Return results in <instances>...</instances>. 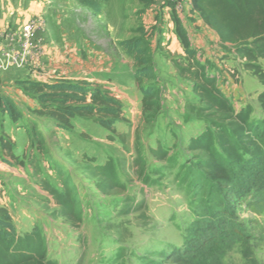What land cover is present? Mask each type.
Returning a JSON list of instances; mask_svg holds the SVG:
<instances>
[{
	"label": "rangeland",
	"instance_id": "374dc122",
	"mask_svg": "<svg viewBox=\"0 0 264 264\" xmlns=\"http://www.w3.org/2000/svg\"><path fill=\"white\" fill-rule=\"evenodd\" d=\"M31 1L11 0L10 24ZM39 1L47 2L48 33L57 34L60 50H74L80 74L86 71L72 81L108 87L122 101L127 121L111 134L93 121H80L69 147L32 113L35 101L15 83L0 80L26 113L17 127L24 135L12 139L19 161L0 151V207L10 212L19 234L41 227L53 264H264V158L243 176L232 198L215 187L209 193L197 167L200 157L189 144L210 125L197 118L194 109L203 105L175 65L186 63V55L173 17L181 20L220 91L236 110L252 108L256 122L264 112L261 94L253 92L264 91V84L230 46L221 45L189 0H111L98 18L77 0ZM2 13L10 17L6 8H0L4 19ZM141 36L162 89L161 110L146 117L135 63L121 46ZM257 65L264 70V60ZM31 126L41 136L34 146ZM55 191L73 198L79 214L62 217Z\"/></svg>",
	"mask_w": 264,
	"mask_h": 264
},
{
	"label": "trees",
	"instance_id": "16d2710c",
	"mask_svg": "<svg viewBox=\"0 0 264 264\" xmlns=\"http://www.w3.org/2000/svg\"><path fill=\"white\" fill-rule=\"evenodd\" d=\"M110 1L77 0V3L98 18L102 15V5ZM189 1L191 11L216 32L221 45L230 46L245 67L264 84V70L257 65L259 60H264V0ZM173 20L176 36L186 55V63L175 62V65L181 76L192 81L193 92L203 105L194 109L197 118L210 125L199 137L190 140L189 150L200 157L197 167L204 183L209 184V193L216 188L220 194L232 198L239 181L254 172L264 158V119L261 122L252 120L250 107L236 110L217 87V78L207 74L208 64L198 57V50L191 44L181 20L175 16ZM121 46L136 66L134 77L142 94L144 116L159 112L162 89L157 85L155 64L146 38L127 39ZM15 85L37 104L32 113L54 129L72 131L73 120L80 118L114 133L117 124L127 121L122 101L104 85L68 80L44 83L31 78L18 80ZM259 103L264 112V91ZM25 117V111L0 87V151L8 153L15 161L19 158L14 154L15 144L5 129L6 118L18 125ZM31 130L30 141L34 146L36 138L41 136L35 126H31ZM54 194L62 217L70 219L73 214H79L73 198L64 199L56 191ZM76 220L81 221L80 216ZM48 257L44 230L35 226L31 232L19 234L10 212L0 207V264H53Z\"/></svg>",
	"mask_w": 264,
	"mask_h": 264
},
{
	"label": "crops",
	"instance_id": "0c3cea01",
	"mask_svg": "<svg viewBox=\"0 0 264 264\" xmlns=\"http://www.w3.org/2000/svg\"><path fill=\"white\" fill-rule=\"evenodd\" d=\"M46 6L47 2L32 0L31 5L28 8H21L22 11L19 12L20 14L18 20L10 24L12 16L11 12L14 6L12 5L11 0H0V8L2 10L6 8V15H11L10 17H4L2 13L4 19L0 18V52H2L3 50L19 49L23 37V27L31 19L37 17L45 20V18H47L45 12ZM29 13L30 15H28ZM56 41H59V37L56 33H48L45 20V26L40 31L36 32L32 38V49L30 51L27 65L20 70L0 71V80L6 84L16 83L18 80L31 78L32 80L38 82L49 83L58 80L72 81L75 80L76 75L86 74V71H82V73L80 74L81 71L79 68H77V59L76 55L74 54V50L70 51L69 48H66L67 51L63 50V48L62 50H60L59 45L56 44ZM234 55L236 56L235 53ZM78 70L79 73L77 72ZM250 80L252 81L251 85H255V82L252 79ZM261 87L263 88L264 85H261ZM254 90L255 88L252 91ZM259 91L261 93L263 92L262 89H258L257 93L255 91L253 92L254 96H259V94H261L259 93ZM245 106L246 104L244 106H241L239 110L246 108ZM80 121L85 122V120L80 118H75L73 120V125L75 128L80 124ZM6 126L7 133H9L10 136H13L12 139L14 141L18 140L24 135L23 131H19V128L17 129L18 125L13 124L10 119H7ZM17 130L19 132L16 134L15 132ZM55 134L59 138H62L63 141H65L66 145H69V147H71L70 144H72L73 142H69V140L72 136L74 137V134L71 133V131L55 129ZM109 134L111 133L109 132ZM151 153H153V155H155L156 157L159 155V152ZM56 154L63 159L65 158L63 154ZM5 201L9 202V199L5 198ZM10 206L13 207V204L11 205L10 203Z\"/></svg>",
	"mask_w": 264,
	"mask_h": 264
},
{
	"label": "built area",
	"instance_id": "2783aa9c",
	"mask_svg": "<svg viewBox=\"0 0 264 264\" xmlns=\"http://www.w3.org/2000/svg\"><path fill=\"white\" fill-rule=\"evenodd\" d=\"M45 26L42 18L31 19L23 27V37L19 49L3 50L0 52V71L20 70L27 65L32 49V38L36 32Z\"/></svg>",
	"mask_w": 264,
	"mask_h": 264
}]
</instances>
